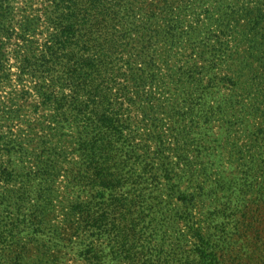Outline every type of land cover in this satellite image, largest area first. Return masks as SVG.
Masks as SVG:
<instances>
[{"label": "trees", "instance_id": "trees-1", "mask_svg": "<svg viewBox=\"0 0 264 264\" xmlns=\"http://www.w3.org/2000/svg\"><path fill=\"white\" fill-rule=\"evenodd\" d=\"M11 1L0 0V6ZM210 1L28 0L20 20L0 15V36L22 42L14 52L21 88L6 101L0 95V264H28L23 237L37 242L43 235L51 216L43 210V192L55 163L44 157L56 137L58 144L71 143L79 157L80 169L70 183L88 198L72 201L64 222L76 237L69 241L81 246L88 264H105L109 253L100 244L105 234L114 243L110 254L127 264H228L217 211H207L214 231L204 233L192 218L203 194L187 193L183 184L208 175L202 163L211 156L210 141L194 127L201 122L210 132L219 116L236 110L234 101L218 96L221 89L264 85V0ZM209 25L218 26L217 35L196 53L204 61L200 67L181 58L158 64L162 43ZM32 80L38 97L34 112L44 115L27 121V127L45 131L39 144L43 155L34 154L25 138L4 132L20 118L23 108L16 101H28ZM10 81L11 72L0 66V87ZM158 114L171 121L175 148L166 147L162 131L150 129L147 143H138L134 127L142 120L157 126ZM151 142L158 145L155 150ZM32 153L43 168L34 173L23 166ZM54 159L62 162L60 156ZM35 180L43 184L33 189ZM163 190L182 204L174 214L187 233L177 237L178 252L153 248L152 237L144 236L151 224L173 226L161 217L167 212L159 202ZM235 263L237 256L230 262Z\"/></svg>", "mask_w": 264, "mask_h": 264}, {"label": "rangeland", "instance_id": "rangeland-1", "mask_svg": "<svg viewBox=\"0 0 264 264\" xmlns=\"http://www.w3.org/2000/svg\"><path fill=\"white\" fill-rule=\"evenodd\" d=\"M27 4L28 0H14L11 3H5L2 7L0 6V15L8 14L9 22L20 20ZM217 27L216 25L205 26L188 37L174 39L168 44L162 43L159 55L157 54L158 64L164 65V61L168 58H173L172 61L175 63L176 58H181L184 64L186 61L192 63L194 59L197 63L196 66L200 67L204 61L196 53H200L206 42L208 44L211 39L214 40L215 34L217 35ZM4 31L5 28L2 32ZM8 38L9 36L4 33L0 36V66L11 72L10 84L0 87L2 101H6L13 90L21 88L16 79L20 63L15 58L14 52L22 42L18 36ZM3 56L4 59L1 58ZM249 84L246 86L247 89L243 88L244 83L240 84L236 90L230 91L229 88L224 87L221 89V94L219 93L218 96L225 101L228 99L234 101L236 110L229 115L219 116L215 129L210 132L205 131L200 125L201 122L194 127L200 135L199 137L203 138L205 135L210 141L211 156L204 157V163H202V168L207 167L208 175L194 181H184L183 184V189L187 193L203 194L199 198L198 206L193 211L192 218L204 233L213 226L212 217L208 215L207 211L213 209L217 211L218 222L224 229L221 232L222 240L227 243L224 245L226 249L223 250V254H225L228 264L236 256L238 264H264V102L260 103L264 99L260 92V90H264V85L257 87L255 84L250 90ZM27 85L29 86L27 88H31L29 90L32 94L28 97L27 102H24L23 99L16 101L23 108L22 114L20 118L10 121L4 128V132H11L13 136L25 138L33 147L31 150L34 154L43 155L39 144L45 131L38 126L31 131L27 127V121L35 123L42 120L44 114L42 111L41 114L34 112V104L38 102V97L33 89L34 80L27 81ZM156 116L154 118H157L155 120L157 126L147 122L148 120H142L137 127H134L138 134V143L141 145L147 143V131L145 130L150 129L151 131H162L166 147L175 148L177 143L171 137V121L162 114ZM139 118L142 119L140 115ZM57 138H54L56 144L48 147L44 157L45 163L55 162L51 165L52 175L47 178L48 181L45 183L47 189L43 192L45 200L42 205L45 213H50L51 216L47 219V223L42 229L43 235L37 242L30 241L31 237L28 235L23 237L22 244L28 243V251L25 253L28 264H88L85 259L87 256L81 246L76 242L69 241L71 238L76 240V237L73 235V230L64 222L71 202L76 201L77 197L88 198V193H81V188L72 187L74 184L70 183V180L80 169L79 157L73 151L71 143L58 144ZM156 147L158 145L151 142L152 150H155ZM65 153L68 155L67 158L62 155ZM34 154H29L23 159L26 172L34 173L43 169L39 167L40 164ZM58 156L62 160L61 163H57L54 159ZM171 160H178L173 151H171ZM198 172L200 171L198 170ZM42 184L41 180H35L31 183V188H39ZM200 187L203 188V191H200ZM162 188H166V184ZM163 193L159 202L163 212H167L161 217L166 222H173V226L161 225L155 228L154 224H151L148 230H144V236L152 237L153 248H164V250L171 248L178 252L182 249L177 245V237L179 234L187 233L185 222L176 219L174 214L176 209H182V204L175 197L169 198L165 190ZM9 208L15 211L12 205ZM28 209H30L28 212L31 213L34 207L29 204ZM172 209L173 211H170ZM210 229L214 231L213 228ZM164 236L167 238L164 240L165 246L161 245ZM106 237L105 234L104 239L100 242L104 252L109 253L105 257V264H127L128 261L110 254V245L114 243L110 244ZM40 246L49 248L48 253L44 254ZM185 246L187 248V245ZM175 264H182V261Z\"/></svg>", "mask_w": 264, "mask_h": 264}]
</instances>
